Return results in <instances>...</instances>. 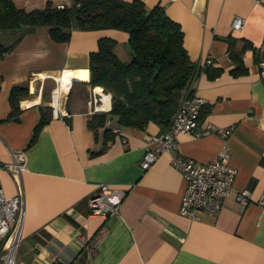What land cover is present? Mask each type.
Instances as JSON below:
<instances>
[{
    "label": "crops",
    "instance_id": "0c3cea01",
    "mask_svg": "<svg viewBox=\"0 0 264 264\" xmlns=\"http://www.w3.org/2000/svg\"><path fill=\"white\" fill-rule=\"evenodd\" d=\"M132 1V0H123ZM147 9L160 6L178 23L190 60L211 59L221 70L214 79L199 74L194 92L208 113L191 134H179L177 147L161 154L147 170L141 159L149 137L164 132L149 123L144 129L115 127L105 135L92 131L93 114L108 112V94L89 85V54L99 39L116 42L115 55L130 59L128 36L116 29L73 30L67 43L54 42L45 29L24 32L0 58V189L6 197L22 189L21 241L15 264H264V0H139ZM61 0H14L25 10ZM236 17L243 26L234 30ZM235 40L246 73L233 75L224 38ZM14 35L0 34L12 44ZM61 74L71 84L61 93L65 118L51 115V92ZM65 81V80H64ZM26 86L11 117L9 94ZM43 113L49 121L34 130ZM108 123V122H107ZM108 126V124H107ZM230 128L227 138L214 131ZM166 131V130H165ZM223 149L236 170L231 191L215 217L191 220L178 212L185 182L171 166L176 155L205 163ZM21 154L20 180L7 166ZM125 190L116 214L90 215L89 197L100 185ZM249 191L242 205L238 191Z\"/></svg>",
    "mask_w": 264,
    "mask_h": 264
},
{
    "label": "trees",
    "instance_id": "16d2710c",
    "mask_svg": "<svg viewBox=\"0 0 264 264\" xmlns=\"http://www.w3.org/2000/svg\"><path fill=\"white\" fill-rule=\"evenodd\" d=\"M57 5L47 2L42 8L25 10L17 7L14 0H0V34L14 35L12 44L0 43V58L26 31L45 29L57 43L69 42L73 30L122 31L128 36L127 63L115 55L116 42L108 38L99 39L96 51L89 54V85L110 96L111 108L108 112L94 113L88 126L94 132L103 128L105 135L111 134L107 122L131 129H144L154 123L167 130L180 103L193 95L195 80L202 70L190 60L183 46L180 25L162 7L147 9L139 0H73L63 8ZM222 40L227 43L228 56L234 64L231 73L245 74L242 53L252 46L245 42L237 51L234 39ZM202 72L214 79L221 70L210 61ZM27 96L26 86L11 89V117L19 113V101ZM207 113L208 109L201 107L199 120ZM49 119L50 115L43 113L33 140Z\"/></svg>",
    "mask_w": 264,
    "mask_h": 264
},
{
    "label": "built area",
    "instance_id": "2783aa9c",
    "mask_svg": "<svg viewBox=\"0 0 264 264\" xmlns=\"http://www.w3.org/2000/svg\"><path fill=\"white\" fill-rule=\"evenodd\" d=\"M73 0H61L57 5L63 8ZM243 26V19L236 17L232 28L238 30ZM210 59L200 63L201 69L210 63ZM260 73L264 77V48L260 59ZM202 70L200 74H202ZM63 91L58 87L51 92L50 109L54 118L67 116L61 101ZM202 100L195 94L184 99L174 114L170 127L161 133L149 137L147 148L141 159V168L147 170L161 154L170 153L177 147L179 134H191L198 125ZM110 127V122L107 123ZM113 133L118 129L111 127ZM222 138H227L230 128L214 131ZM13 161L7 166L11 176L20 180L24 170L21 154H12ZM171 166L179 172L185 182V191L180 201L178 212L191 219H198L202 215L215 217L222 207L224 199L231 191L236 170L229 164V153L223 149L211 161L201 163L180 156L171 157ZM126 192L123 189L112 188L107 184L100 185L96 193L89 197L90 215L107 218L116 214ZM236 200L245 205L250 200L249 191L240 190ZM264 203V201H260ZM23 219L22 189L12 197H6L0 189V264H15V252L21 241V226Z\"/></svg>",
    "mask_w": 264,
    "mask_h": 264
},
{
    "label": "bare ground",
    "instance_id": "6f19581e",
    "mask_svg": "<svg viewBox=\"0 0 264 264\" xmlns=\"http://www.w3.org/2000/svg\"><path fill=\"white\" fill-rule=\"evenodd\" d=\"M60 80L62 81H58L55 80L58 83V87L62 90V91H66V89H68V86L71 84L72 81H67V80H71V75H67L66 77L64 74H61V78ZM65 80V81H64Z\"/></svg>",
    "mask_w": 264,
    "mask_h": 264
}]
</instances>
